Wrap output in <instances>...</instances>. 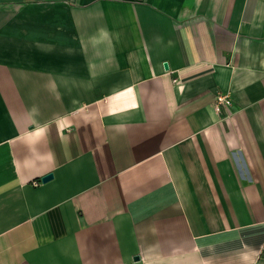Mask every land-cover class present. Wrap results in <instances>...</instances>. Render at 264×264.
Masks as SVG:
<instances>
[{
	"label": "crops",
	"instance_id": "crops-1",
	"mask_svg": "<svg viewBox=\"0 0 264 264\" xmlns=\"http://www.w3.org/2000/svg\"><path fill=\"white\" fill-rule=\"evenodd\" d=\"M0 264H264V0H0Z\"/></svg>",
	"mask_w": 264,
	"mask_h": 264
},
{
	"label": "built area",
	"instance_id": "built-area-1",
	"mask_svg": "<svg viewBox=\"0 0 264 264\" xmlns=\"http://www.w3.org/2000/svg\"><path fill=\"white\" fill-rule=\"evenodd\" d=\"M233 105L232 97L229 93H218L215 97L214 108L217 113L224 109H229Z\"/></svg>",
	"mask_w": 264,
	"mask_h": 264
},
{
	"label": "water",
	"instance_id": "water-1",
	"mask_svg": "<svg viewBox=\"0 0 264 264\" xmlns=\"http://www.w3.org/2000/svg\"><path fill=\"white\" fill-rule=\"evenodd\" d=\"M52 178H53V174H49V175L45 176V177L42 179V181H43V182H47V181L51 180Z\"/></svg>",
	"mask_w": 264,
	"mask_h": 264
}]
</instances>
